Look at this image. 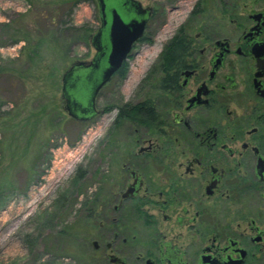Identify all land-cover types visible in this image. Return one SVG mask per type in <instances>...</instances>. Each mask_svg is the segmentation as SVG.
<instances>
[{"label": "flooded vegetation", "instance_id": "obj_1", "mask_svg": "<svg viewBox=\"0 0 264 264\" xmlns=\"http://www.w3.org/2000/svg\"><path fill=\"white\" fill-rule=\"evenodd\" d=\"M218 2L108 120L74 264H264V0Z\"/></svg>", "mask_w": 264, "mask_h": 264}, {"label": "rangeland", "instance_id": "obj_2", "mask_svg": "<svg viewBox=\"0 0 264 264\" xmlns=\"http://www.w3.org/2000/svg\"><path fill=\"white\" fill-rule=\"evenodd\" d=\"M153 9L126 77L103 87L99 114L80 122L64 109L61 75L89 61L100 20L95 0H0V264H74L76 233L103 184L105 131L133 99L180 29L205 26L218 0H138ZM247 1V0H243ZM139 93V90H138Z\"/></svg>", "mask_w": 264, "mask_h": 264}, {"label": "water", "instance_id": "obj_3", "mask_svg": "<svg viewBox=\"0 0 264 264\" xmlns=\"http://www.w3.org/2000/svg\"><path fill=\"white\" fill-rule=\"evenodd\" d=\"M97 4L100 26L90 38L96 51L93 59L77 61L61 75L64 109L77 121L95 115L98 91L143 35L150 14L137 0H97Z\"/></svg>", "mask_w": 264, "mask_h": 264}, {"label": "trees", "instance_id": "obj_4", "mask_svg": "<svg viewBox=\"0 0 264 264\" xmlns=\"http://www.w3.org/2000/svg\"><path fill=\"white\" fill-rule=\"evenodd\" d=\"M179 34H182V33H181V29H180V31H179L177 34H175V37H177ZM170 44H171V43H170ZM170 44L167 46V48H166L164 51H166V52H170V50H171L170 47H169V46H171ZM163 53H164V52H163ZM90 209H91V204H90L89 211H90Z\"/></svg>", "mask_w": 264, "mask_h": 264}]
</instances>
